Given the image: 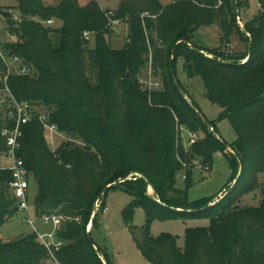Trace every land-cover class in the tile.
Returning <instances> with one entry per match:
<instances>
[{
    "label": "trees",
    "instance_id": "trees-1",
    "mask_svg": "<svg viewBox=\"0 0 264 264\" xmlns=\"http://www.w3.org/2000/svg\"><path fill=\"white\" fill-rule=\"evenodd\" d=\"M15 1L21 21L9 19L7 30L17 35L18 42L2 44L22 58L30 73L12 74L10 88L18 100L42 107L61 132L81 140V144L65 140L53 150L37 118L22 127L19 139L18 156L38 186L37 218L65 217L55 231V238L62 241L55 250L60 264H115L92 232L107 208L105 195L117 187L131 195L123 219L149 263L264 264V194L257 206L241 203L243 195L258 186V174L264 173V0H258L259 10L245 22V30L236 20L242 0H171L168 4L122 0L116 10L104 9L100 0ZM128 17V43L112 48V22ZM53 18L58 26L45 24ZM213 23L222 30L220 45L206 49L194 43L195 32ZM236 29L247 44L245 53L229 49ZM86 32L94 36V47L89 46ZM171 53L176 61L184 57L188 76L201 77L207 98L222 108L220 118H228L235 129L234 142L221 136L219 140L180 94L172 78L171 70L175 75L176 70ZM150 54L154 68L164 72L161 90L144 89L139 80ZM208 121L217 131L215 121ZM9 123L0 106V128ZM182 125L203 132L188 149L181 137ZM228 147L235 151L228 156L233 183L217 201H188L195 161L212 169L216 152L225 153ZM181 170L185 171L183 188L177 186ZM133 172L144 177L129 178ZM147 179L154 187L153 196L147 194ZM12 180L10 170L0 169V229L19 211ZM114 182L119 183L98 200L89 233L95 202ZM136 207L146 214L142 227L132 223ZM190 217H207L210 223L187 227L184 248L178 245V236H154L150 231L155 218ZM46 262L53 264L36 231L10 240L0 236V264Z\"/></svg>",
    "mask_w": 264,
    "mask_h": 264
},
{
    "label": "rangeland",
    "instance_id": "rangeland-1",
    "mask_svg": "<svg viewBox=\"0 0 264 264\" xmlns=\"http://www.w3.org/2000/svg\"><path fill=\"white\" fill-rule=\"evenodd\" d=\"M87 0H82L85 2ZM122 0H100V4L104 9L116 10ZM163 4H168L171 0H161ZM50 2V1H48ZM242 7L236 16L237 24L245 30V22L250 20L259 10L258 0H242ZM18 3L15 0H0V38H7L6 26L9 19L15 20L21 14L18 10ZM236 11V10H235ZM54 22L51 26H58L59 22L53 18ZM44 21V20H43ZM42 21V22H43ZM18 22V21H17ZM46 24V23H45ZM48 25V24H47ZM221 27L218 23L201 26L193 37L194 43L206 49H214L220 45ZM250 37V33L246 32ZM131 35L129 17L126 20L112 23V31L110 34V45L112 48H122L128 43V38ZM229 49L236 53H245L247 44L242 34L236 29L230 36ZM94 36L90 35L89 46L94 47ZM209 53V52H208ZM206 54V53H205ZM213 54L210 53V56ZM171 63L174 64L176 77L183 86V89L188 95L191 102H195L204 116L212 121H215L216 129L219 135L228 143L236 140L237 134L228 118H220L222 108L211 102L206 96V87L201 77L188 76L186 69V60L184 57H178L175 60V55H169ZM172 58V59H171ZM176 61V62H175ZM176 63V64H175ZM152 67L153 80L159 83V89L164 88V72L161 69H155L150 64V58L146 60L145 67L139 74V80L142 86H146L149 80V70ZM39 110H45L37 106ZM181 137L188 149L190 147L189 129L184 125L180 127ZM199 137L203 136L202 131H198ZM48 143L51 149L55 150L60 143L65 140H71L76 144H81V140L75 136H67L64 132H46ZM226 153V154H225ZM225 153L218 150L214 156V164L212 169L203 166L199 160H196V167L193 174V185L187 189L188 201H196L202 198H213L217 201L226 191L228 185H231V177L233 169L228 158L229 155L234 156L235 151L227 148ZM239 171V167L236 172ZM185 171L181 170L177 175V186L185 187L184 182ZM259 184L252 192L243 195L241 203L243 205L257 206L259 205L264 194V173L258 174ZM147 188V194L153 196V191ZM38 186L33 179H30L29 202H30V217L35 220L36 227L41 232H49L53 229L52 224H43L37 218L34 210V198L37 193ZM106 206L108 210L100 213L98 226L93 230L92 235L95 242L107 252L111 260L115 264H151L142 255L138 249L132 231L128 224L123 219V209L131 201V195L121 187L110 189L105 195ZM27 213L18 211L16 215L5 222L0 229V236L4 240H10L21 235L31 234L34 232V227L27 221ZM133 225L142 227L146 223V214L142 207L134 209ZM210 223L207 217H190L177 219H160L155 218L150 225V231L154 236L161 233H171L178 236V245L181 248L185 246V232L187 227H206ZM45 264H51L46 262Z\"/></svg>",
    "mask_w": 264,
    "mask_h": 264
},
{
    "label": "built area",
    "instance_id": "built-area-1",
    "mask_svg": "<svg viewBox=\"0 0 264 264\" xmlns=\"http://www.w3.org/2000/svg\"><path fill=\"white\" fill-rule=\"evenodd\" d=\"M149 15L143 13L142 16ZM20 22L21 18H15ZM53 19L45 21L46 24L52 25ZM119 20H114L112 23H118ZM8 26V25H7ZM5 28L7 38H0V57L4 63V70L0 71V106L5 108L7 120L10 121L9 125L0 128V138L4 144V148L0 150V169H7L12 172L13 180L10 182V187L13 195L17 199L19 211L27 213V221L33 225L34 231L37 232L39 239L46 246L49 251L50 259L53 264H60L55 256V250L62 244L61 240L55 238V231L65 217L62 215L45 214L40 218L43 224H52L53 229L49 232H41L35 225V220L30 217V202H29V188L30 178L28 170L25 166L24 160L18 156V149L20 146L19 139L22 136V127L28 124L33 119L37 118L44 126L45 138L48 141L46 132H59L57 124L51 123L49 115L38 109L37 106L26 102L20 101L16 98L9 85V77L12 74H29V67L23 63L20 56L15 55L11 50L6 49L2 42H18L16 34H12ZM85 38L90 39V33H85ZM150 64L152 65V55L150 54ZM149 80L144 89L160 90L159 83L154 81L152 67L149 70ZM190 141L189 145L194 143L198 138V132L189 130ZM185 178V176H184ZM107 208L105 209V211Z\"/></svg>",
    "mask_w": 264,
    "mask_h": 264
},
{
    "label": "water",
    "instance_id": "water-1",
    "mask_svg": "<svg viewBox=\"0 0 264 264\" xmlns=\"http://www.w3.org/2000/svg\"><path fill=\"white\" fill-rule=\"evenodd\" d=\"M190 46H192L190 44ZM251 57V49L249 48V54H248V57L247 59H249ZM172 59V58H171ZM171 73H172V78H173V82L174 84L176 85V87L178 88L180 94L183 96V98H185L189 103L190 105L192 106V109L193 111L198 115V117L202 120V122L207 126V128L219 139L221 140V137L220 135L218 134V132L214 129L213 125L208 121V119L203 115V113L201 112V110L198 108V106L196 104H194L193 102H191L188 98V95L187 93L185 92V90L180 86L179 82H178V79L176 77V75L174 74L173 70H171ZM230 148V147H228ZM133 175H141L143 176L142 174L138 173V172H133L130 174L129 178H132ZM144 177V176H143ZM238 179V176L236 177V179L234 180V183L237 181ZM147 182L149 184V187L154 191V187L152 186L151 182L147 179ZM117 183L119 182H114L112 184H109L106 186V188L103 190V192L100 194V196L97 198L96 202H95V205H94V213L92 215V218L90 220V223L88 225V232L90 233L91 230H92V227H93V223H94V219L96 217V213H97V207H98V200L99 198L101 197V195L111 186L113 185H116ZM157 202L161 203L162 202L159 200V199H155ZM95 249L97 250L99 256L102 258V260L106 263L105 261V258L103 256V254L97 249V247L94 245Z\"/></svg>",
    "mask_w": 264,
    "mask_h": 264
},
{
    "label": "bare ground",
    "instance_id": "bare-ground-1",
    "mask_svg": "<svg viewBox=\"0 0 264 264\" xmlns=\"http://www.w3.org/2000/svg\"><path fill=\"white\" fill-rule=\"evenodd\" d=\"M149 190H152L151 188H149ZM153 191V190H152Z\"/></svg>",
    "mask_w": 264,
    "mask_h": 264
},
{
    "label": "crops",
    "instance_id": "crops-1",
    "mask_svg": "<svg viewBox=\"0 0 264 264\" xmlns=\"http://www.w3.org/2000/svg\"><path fill=\"white\" fill-rule=\"evenodd\" d=\"M107 210H108V207H107Z\"/></svg>",
    "mask_w": 264,
    "mask_h": 264
}]
</instances>
